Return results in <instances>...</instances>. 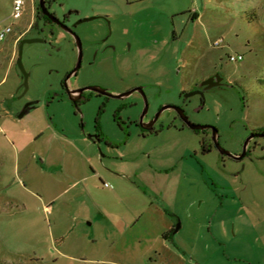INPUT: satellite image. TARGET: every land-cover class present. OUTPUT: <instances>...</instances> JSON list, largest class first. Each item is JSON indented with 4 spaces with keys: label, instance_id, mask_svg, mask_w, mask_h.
I'll return each mask as SVG.
<instances>
[{
    "label": "rangeland",
    "instance_id": "1",
    "mask_svg": "<svg viewBox=\"0 0 264 264\" xmlns=\"http://www.w3.org/2000/svg\"><path fill=\"white\" fill-rule=\"evenodd\" d=\"M24 1L16 20L14 0H0V30H13L0 44V264H264V138L242 161L222 160L204 152L209 134L173 126L172 110L146 137L124 123L140 109L94 101L77 111L60 95L77 59L69 38L50 55L25 45L31 76L18 94V41L39 0ZM58 2L59 15L113 3L152 10L162 56L149 97L179 106L183 90L218 70L228 87L202 108L193 98L190 120L215 127L233 154L264 128V0Z\"/></svg>",
    "mask_w": 264,
    "mask_h": 264
},
{
    "label": "flooded vegetation",
    "instance_id": "2",
    "mask_svg": "<svg viewBox=\"0 0 264 264\" xmlns=\"http://www.w3.org/2000/svg\"><path fill=\"white\" fill-rule=\"evenodd\" d=\"M45 4L49 14L55 16L57 21L44 14L38 2L33 21L25 35L18 41V51L22 40L36 39L37 41L32 44L42 45L50 55V50L55 49L57 39L69 38L74 44L77 59L73 69L66 72L60 80L62 98H66L80 110L83 105L94 101L99 102L102 109L113 101H117L119 111L140 109L137 116H129L124 121L128 128H134L142 137L160 132L162 126H159V120L165 111L157 118L163 106L158 104L157 94L151 98L147 93L149 88L159 86V66L162 56V41L158 38L157 21L148 27L146 23L151 17L152 10L123 8L113 3L111 5L96 4L84 10L70 9L59 15L56 9L62 5L58 0H45ZM131 5L127 3L128 7ZM76 38H79L80 44ZM176 40L177 38H173L172 42ZM80 53H82L81 66L72 77L67 78L76 67ZM20 77L21 87L18 94L24 92L22 87L24 77L21 72ZM227 87L228 83L224 74L216 70L213 74L195 82L190 91L183 90L180 95L182 104L176 107L181 108L190 120L186 111L193 98L198 99L199 107L202 108L208 95L213 94L217 89ZM107 93L121 96V98H114ZM62 100L60 98V101ZM154 105H156V111L153 112ZM33 107H35L34 104L31 108ZM169 110L175 113L173 126L182 131L191 130L176 109ZM177 122L180 125L176 124ZM192 131L197 134L201 132L209 134V142H203L204 152L210 153L213 149H217L222 160L229 158L242 161L250 155V144L257 138H264V128L253 130L245 141L246 143L250 138L242 158L245 143L241 153L230 152L233 157L241 158L235 159L221 152L224 148L221 146L217 129L216 131L212 128ZM101 140V135L95 139L98 142Z\"/></svg>",
    "mask_w": 264,
    "mask_h": 264
},
{
    "label": "water",
    "instance_id": "3",
    "mask_svg": "<svg viewBox=\"0 0 264 264\" xmlns=\"http://www.w3.org/2000/svg\"><path fill=\"white\" fill-rule=\"evenodd\" d=\"M39 5H40V8L43 10L44 14L48 15L50 18H52L53 20L57 21V19L55 18V16L53 15H50L48 10H47V7H46V4H45V0H40L39 1ZM37 40L36 39H24L20 42L19 44V51H18V58H17V61H16V65L19 69V71L21 72V74L23 75L24 77V82L22 84V87H24V92H23V95L27 93L28 89H29V77H30V73H28L25 69V66H24V63H23V51H24V46L26 44H32V43H35ZM76 41L79 42L78 44H80V40L79 38H76ZM81 61H82V53H80L79 55V58H78V62L76 64V67L74 68L73 72L71 74L68 75L67 78H70L72 77L79 69V67L81 66ZM108 95H111L112 97L114 98H121V96H117V95H113L111 93H107ZM32 103L28 104L23 112L20 114L19 117H23L25 114H27L32 108ZM169 109H176L179 114L181 115V117L183 118V120L186 122V124L188 125V127L191 129V130H205V129H209V128H212L214 131H216V129L214 127H211V126H208V125H197V124H194L193 122H191L183 113V110H181V108H178L176 106H171V105H166V106H163L159 113L157 114V118L166 110H169ZM76 110L81 112V110L76 107ZM215 134V133H214ZM250 140V138L248 139V141ZM248 141L245 143V148H244V153L242 154L241 158L244 156L245 154V149H246V146H247V143ZM219 146V145H218ZM219 148L221 149V147L219 146ZM221 152L223 154H226L228 156H232L233 155L230 153V152H227L226 150L224 149H221ZM235 159H241V158H237V157H233Z\"/></svg>",
    "mask_w": 264,
    "mask_h": 264
},
{
    "label": "built area",
    "instance_id": "4",
    "mask_svg": "<svg viewBox=\"0 0 264 264\" xmlns=\"http://www.w3.org/2000/svg\"><path fill=\"white\" fill-rule=\"evenodd\" d=\"M14 7L12 12V17L16 20L21 19L23 16L25 1L24 0H14ZM13 32L11 27H7L5 29L0 30V44L4 42L7 37ZM218 45V44H217ZM243 60L241 55L238 56H230V61L232 62H240ZM108 187L107 185H105Z\"/></svg>",
    "mask_w": 264,
    "mask_h": 264
},
{
    "label": "crops",
    "instance_id": "5",
    "mask_svg": "<svg viewBox=\"0 0 264 264\" xmlns=\"http://www.w3.org/2000/svg\"><path fill=\"white\" fill-rule=\"evenodd\" d=\"M168 229H170V226L168 227ZM169 238H170V234L169 233L164 235V239H169Z\"/></svg>",
    "mask_w": 264,
    "mask_h": 264
}]
</instances>
